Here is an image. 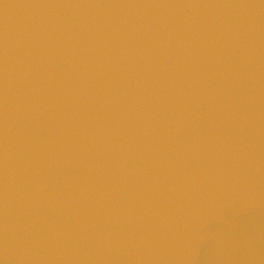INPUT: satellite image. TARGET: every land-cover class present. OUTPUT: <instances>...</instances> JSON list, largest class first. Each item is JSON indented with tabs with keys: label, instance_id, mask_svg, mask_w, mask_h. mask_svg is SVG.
<instances>
[{
	"label": "water",
	"instance_id": "obj_1",
	"mask_svg": "<svg viewBox=\"0 0 264 264\" xmlns=\"http://www.w3.org/2000/svg\"><path fill=\"white\" fill-rule=\"evenodd\" d=\"M0 264H264V0H0Z\"/></svg>",
	"mask_w": 264,
	"mask_h": 264
}]
</instances>
